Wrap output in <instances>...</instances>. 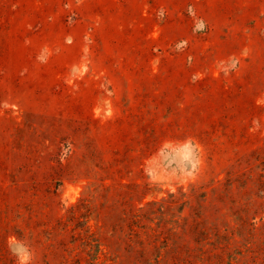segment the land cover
<instances>
[{
  "label": "rangeland",
  "instance_id": "374dc122",
  "mask_svg": "<svg viewBox=\"0 0 264 264\" xmlns=\"http://www.w3.org/2000/svg\"><path fill=\"white\" fill-rule=\"evenodd\" d=\"M0 264H264V0H0Z\"/></svg>",
  "mask_w": 264,
  "mask_h": 264
},
{
  "label": "trees",
  "instance_id": "16d2710c",
  "mask_svg": "<svg viewBox=\"0 0 264 264\" xmlns=\"http://www.w3.org/2000/svg\"><path fill=\"white\" fill-rule=\"evenodd\" d=\"M151 204H148V206H150ZM158 211H160V209H158ZM155 213H159V212H155ZM164 213H162V215H163ZM141 217H143V216H139L138 218L139 219H141ZM144 218H146L145 216H144ZM163 217L161 216V219H162ZM146 219H149L150 220V218H146ZM151 221V223H153V220H150ZM164 221V218L162 219V220H160L159 222H158V225H157V227L156 228H154V227H151V226H148V227H144V226H142L141 227V229H143L145 232V234H149L150 235V237H156L157 239H159L158 237H161L163 234H162V231H161V229L163 228V227H165V225H167L168 223L167 222H165ZM137 223V222H136ZM134 225V224H133ZM137 228H139V226H137ZM132 229H133V227H132ZM132 232H133V234L134 233H136V234H134L135 236H138L139 234H137V232H135V230L133 229V230H131ZM163 244H165V247H168V243H169V238H167V237H164L163 238V242H162Z\"/></svg>",
  "mask_w": 264,
  "mask_h": 264
}]
</instances>
